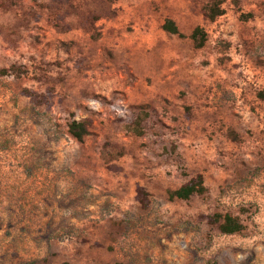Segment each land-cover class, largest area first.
<instances>
[{
    "label": "rangeland",
    "instance_id": "obj_1",
    "mask_svg": "<svg viewBox=\"0 0 264 264\" xmlns=\"http://www.w3.org/2000/svg\"><path fill=\"white\" fill-rule=\"evenodd\" d=\"M62 261L264 264V0H0V264Z\"/></svg>",
    "mask_w": 264,
    "mask_h": 264
},
{
    "label": "trees",
    "instance_id": "obj_2",
    "mask_svg": "<svg viewBox=\"0 0 264 264\" xmlns=\"http://www.w3.org/2000/svg\"><path fill=\"white\" fill-rule=\"evenodd\" d=\"M223 9L218 3L215 8L207 13L209 19L213 20L216 16L221 15ZM162 28L169 33L176 34L180 37H188L193 41L195 47H202L206 40L205 31L196 26L189 34L182 33L176 23L172 19H166L162 24ZM143 116L137 115L128 125L127 129L136 133L142 134L143 128L142 123L144 117L148 114L146 111H143ZM68 132L77 140L81 141L85 135L88 134V122L87 120H72L68 124ZM175 149V147H174ZM207 188L204 183V176L202 173H196L190 176L185 182L179 185L177 188L169 191L171 197H176L179 199H189L194 194H204ZM136 199L140 203L141 207L146 208L149 204L148 193L142 186L136 187ZM212 224H217V227L221 233L231 234L239 232L243 225L240 221L230 215L229 213L220 214L213 213L212 215L206 216ZM59 264H70L68 261H62Z\"/></svg>",
    "mask_w": 264,
    "mask_h": 264
},
{
    "label": "crops",
    "instance_id": "obj_3",
    "mask_svg": "<svg viewBox=\"0 0 264 264\" xmlns=\"http://www.w3.org/2000/svg\"><path fill=\"white\" fill-rule=\"evenodd\" d=\"M204 176V175H203Z\"/></svg>",
    "mask_w": 264,
    "mask_h": 264
}]
</instances>
